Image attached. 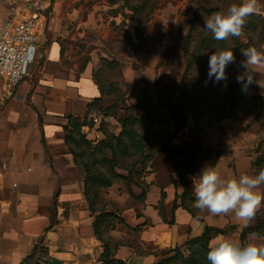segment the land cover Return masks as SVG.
Returning <instances> with one entry per match:
<instances>
[{
	"label": "crops",
	"instance_id": "1",
	"mask_svg": "<svg viewBox=\"0 0 264 264\" xmlns=\"http://www.w3.org/2000/svg\"><path fill=\"white\" fill-rule=\"evenodd\" d=\"M55 1L40 19L26 76L11 97L0 103V264H21L36 247L46 249L43 264H99L104 251L94 231L84 176L65 135V126L72 129L71 119L77 118L88 139L101 137V115L91 105L102 94L94 77L100 48L92 47L91 58L77 69L80 55H72L70 47L82 41L83 25L75 27L79 9L72 7L69 12ZM9 15L5 0H0V18ZM93 23L86 25L94 27ZM121 68L125 80L136 79L131 59L124 58ZM255 73L263 78L254 79L246 90L241 83L239 87L264 94V67ZM2 88L0 77V93ZM201 138L207 153L211 151L213 159L218 155L210 166L223 178L254 175V140L248 131L209 129ZM239 156L246 165H238ZM226 158V165H220ZM205 165L207 161L199 163L186 177ZM153 178L143 201L121 211L124 225L112 233L121 241L114 249V257L121 261L117 263L153 264L176 249L188 252L187 242L202 235L207 226L222 230L210 241L224 236L245 243L244 227L233 214L213 216L207 211L193 213L182 205L173 208L175 201L180 203L184 187L169 165H159Z\"/></svg>",
	"mask_w": 264,
	"mask_h": 264
},
{
	"label": "rangeland",
	"instance_id": "2",
	"mask_svg": "<svg viewBox=\"0 0 264 264\" xmlns=\"http://www.w3.org/2000/svg\"><path fill=\"white\" fill-rule=\"evenodd\" d=\"M55 2L69 12L72 7L79 9L75 27L83 25L82 41L70 47L72 55H80L77 69L91 58L92 47L100 48L95 71L106 91L97 105L102 134L95 143L76 135L68 145L77 150L84 178L88 175L87 195L94 213L105 215L102 226L109 224L101 235L110 238L111 248L117 243L113 231L123 226L121 211L143 201L159 165H169L174 172L195 170L206 161L204 155L213 157L204 148V131H248L254 140L253 158L264 154V100L241 96L237 82L244 71L239 67L244 59L241 50L255 46L264 51V0H259V13L248 18L243 35L224 41L213 39L204 29V17L226 11L240 0ZM93 20L94 27L86 25L94 24ZM217 49L232 50L236 58L226 67V79L210 75L209 57ZM113 58L116 61L110 62ZM124 58L133 61V82L123 76ZM262 78L255 73L254 79ZM237 161L247 163L241 156ZM226 162L227 158L220 165ZM258 172L253 167V174ZM252 233L264 236V206L248 226L245 243L253 242ZM204 257L210 264L203 254L191 249L182 252V260L188 263Z\"/></svg>",
	"mask_w": 264,
	"mask_h": 264
},
{
	"label": "clouds",
	"instance_id": "3",
	"mask_svg": "<svg viewBox=\"0 0 264 264\" xmlns=\"http://www.w3.org/2000/svg\"><path fill=\"white\" fill-rule=\"evenodd\" d=\"M259 0H240L231 4L226 11L221 10L204 17V29L213 39L224 41L230 37H241L248 18L258 14ZM244 59L239 67L244 71L237 76V82L244 90L254 81L255 70L264 67V51L250 46L241 50ZM232 50L217 49L209 57L210 75L226 79V67L235 63ZM195 196L194 208L207 211L213 216L233 214L243 227H248L258 210L264 206V168L258 174H243L238 177L223 178L216 167L205 165L199 173L189 176ZM252 241L218 236L208 244L206 259L210 264H264V236L252 233Z\"/></svg>",
	"mask_w": 264,
	"mask_h": 264
},
{
	"label": "trees",
	"instance_id": "4",
	"mask_svg": "<svg viewBox=\"0 0 264 264\" xmlns=\"http://www.w3.org/2000/svg\"><path fill=\"white\" fill-rule=\"evenodd\" d=\"M137 6L135 7H130V9L134 10L136 9ZM112 61H116V59H111L110 62ZM94 77L97 80V82L99 83V85L101 86V97L96 98L93 103L91 105H99V103H101V101L103 100L104 96L106 95V91H105V87L103 82L100 81V79H98V77L96 76V71H94ZM239 94L243 97H246L248 99H261L264 100V95L263 94H252V93H248L242 90H239ZM99 112L101 111L100 108ZM72 121V126L73 128L70 129L69 126H65V131H66V141L67 143H70V139H72L73 141H75V138L77 137L76 135L79 136H83V138L86 139V141H91L93 143L97 142L94 139H88L85 135V133L81 130V124L79 123V120L77 118H73L71 119ZM101 129V127H99ZM192 144V143H191ZM112 147V146H111ZM72 153L74 155V159L76 161L77 155L76 152L77 150L75 148H72ZM177 154V152H176ZM218 155H216L213 158H210L209 155H204L205 160L207 161V163L209 165H214L215 164V160L217 158ZM77 162V161H76ZM82 165H87L86 163L82 164ZM188 165H194L192 163L188 164ZM263 165V166H261ZM80 166V165H79ZM253 167H255V171H259L260 169L264 168V154H262L260 157L258 156V158L253 160ZM194 168V167H193ZM183 169V170H178L175 171V173H177L179 180L181 181V183L183 184L184 190L182 192V194L180 195L181 197V201L178 204L176 201L173 203V208L175 206L178 205H182L188 209H190L193 213L194 212H198V213H202L200 212L198 209L194 208V202H195V196H194V191H193V184L192 181L186 177L187 173H191L194 171V169ZM174 172V171H173ZM85 179V197L88 200L89 203V208L94 216V221H93V226H94V231L95 234L97 235V237L102 241L103 243V247H104V251L101 254L100 257V263L99 264H109L112 261L114 262H121L118 259H116L114 257V249L117 248V246L119 245V243L121 242L120 240L117 239V243L114 244V247L111 248V243H110V238H104L102 237V232L103 229L107 226H109V224L102 226V222L103 219L105 218V215L102 213H97L95 214L93 208L91 207V203L88 199V195H87V188H88V175ZM162 206V204H161ZM120 219L124 225V219L121 217L120 215ZM173 219H171L172 221ZM248 227H244L243 231H242V239H245V234L247 233ZM222 230L216 227H210L207 226L205 231L203 232L202 235L192 238L187 242V246L189 247V249H191L192 251H196L199 254H203L206 256V253L208 251V244L210 239L212 238V236H214L215 234H217L218 232H221ZM112 240V239H111ZM46 251L45 248H41V247H36L34 249V251L32 253H30L21 264H43L41 256L42 254ZM200 262H197V260L192 261V262H186L185 260H182V251L176 249L175 253L169 257L166 258H162L160 261H157L153 264H205V257L204 259H199Z\"/></svg>",
	"mask_w": 264,
	"mask_h": 264
},
{
	"label": "built area",
	"instance_id": "5",
	"mask_svg": "<svg viewBox=\"0 0 264 264\" xmlns=\"http://www.w3.org/2000/svg\"><path fill=\"white\" fill-rule=\"evenodd\" d=\"M53 0H5L12 15L0 18V77L3 88L0 103L11 97L32 63L31 51L37 45L40 19ZM26 9L21 12V9ZM96 120V119H95Z\"/></svg>",
	"mask_w": 264,
	"mask_h": 264
}]
</instances>
